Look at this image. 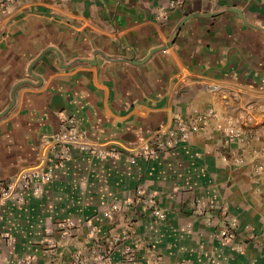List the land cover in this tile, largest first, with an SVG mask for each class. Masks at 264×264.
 I'll list each match as a JSON object with an SVG mask.
<instances>
[{"label": "crops", "instance_id": "1", "mask_svg": "<svg viewBox=\"0 0 264 264\" xmlns=\"http://www.w3.org/2000/svg\"><path fill=\"white\" fill-rule=\"evenodd\" d=\"M206 108L264 133V0L9 1L0 180L45 169L65 116L81 137L39 191L0 199V236H11L0 264H124V244L139 264H264V170L251 168L264 159L244 149V165L225 162L221 120L159 159L130 160L142 139Z\"/></svg>", "mask_w": 264, "mask_h": 264}, {"label": "built area", "instance_id": "2", "mask_svg": "<svg viewBox=\"0 0 264 264\" xmlns=\"http://www.w3.org/2000/svg\"><path fill=\"white\" fill-rule=\"evenodd\" d=\"M11 0H0V10L6 8V4ZM182 0H176L180 4ZM211 119L221 120L218 129L223 134L224 146L229 147V153L223 154L222 158L225 162H232L233 165L242 166L246 163L244 156L240 151L250 150L253 153L260 155L264 159V146L257 148L254 146L255 141L264 139V133L256 129H245L238 124V121L230 116H221L213 108H206L204 110L195 109L189 117L178 115L176 117L175 126L169 129H160L153 136L144 138L138 144L135 153L130 157L133 162L139 157L147 159H159L164 153L175 148L180 142L189 139L191 134L195 131L205 128ZM64 125L66 130L57 135L59 148L50 160L49 165L45 169L35 170L24 173L17 181H1L0 180V199L9 196L12 190L19 186L21 188H28L34 183L37 184L36 192L40 190L41 184L50 180L53 176L54 169L58 167L65 158L70 155V146L81 137V133L76 125L73 117L65 116ZM94 151V150H93ZM100 154H108L109 152L100 151ZM251 168L255 173H260L264 170V163L254 162ZM147 202L152 204L155 202L154 195L147 198ZM158 216H164V213L157 209ZM67 229L73 227L75 222L69 220L62 223ZM221 235L225 239H232L234 237L233 228L226 226L222 228ZM4 238H11L10 235L4 234L0 236V243ZM119 237L113 239L114 243H118ZM241 250V246H237ZM122 255L124 264H139L136 249L132 244H124L122 246ZM77 260H81V256L77 254ZM107 261V260H106Z\"/></svg>", "mask_w": 264, "mask_h": 264}]
</instances>
